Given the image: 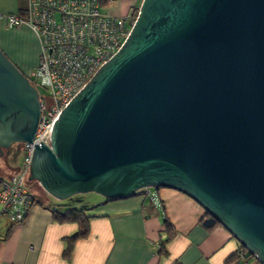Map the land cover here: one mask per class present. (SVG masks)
<instances>
[{
  "label": "water",
  "instance_id": "water-1",
  "mask_svg": "<svg viewBox=\"0 0 264 264\" xmlns=\"http://www.w3.org/2000/svg\"><path fill=\"white\" fill-rule=\"evenodd\" d=\"M38 120L37 90L0 49V158ZM29 173L57 201L179 191L264 264V0H142Z\"/></svg>",
  "mask_w": 264,
  "mask_h": 264
},
{
  "label": "crops",
  "instance_id": "crops-1",
  "mask_svg": "<svg viewBox=\"0 0 264 264\" xmlns=\"http://www.w3.org/2000/svg\"><path fill=\"white\" fill-rule=\"evenodd\" d=\"M137 1L114 0L109 11L123 16ZM27 2L0 0V49L25 75L38 63L39 42L26 26L8 28L5 17L22 15ZM4 156L0 172L8 167ZM153 191L158 203L143 194L110 202L94 194L84 204L37 203L20 225L1 218L0 264H234L231 258L240 245L222 226L205 229L200 221L206 213L200 205L176 190ZM73 207L87 209L89 233L73 243L66 257V239L78 226L56 223L52 210ZM249 264L256 263L250 259Z\"/></svg>",
  "mask_w": 264,
  "mask_h": 264
},
{
  "label": "built area",
  "instance_id": "built-area-1",
  "mask_svg": "<svg viewBox=\"0 0 264 264\" xmlns=\"http://www.w3.org/2000/svg\"><path fill=\"white\" fill-rule=\"evenodd\" d=\"M114 0H28L22 15L5 17L8 28L28 27L39 42V57L28 80L38 92L39 120L30 144H21V164L0 181V219L25 222L37 199L25 184L34 145L50 148V131L58 116L96 71L124 45L137 18L136 7L123 16L109 10ZM0 18L2 16L0 15ZM154 189L140 194L158 203ZM249 252L239 247L234 264H249Z\"/></svg>",
  "mask_w": 264,
  "mask_h": 264
},
{
  "label": "trees",
  "instance_id": "trees-1",
  "mask_svg": "<svg viewBox=\"0 0 264 264\" xmlns=\"http://www.w3.org/2000/svg\"><path fill=\"white\" fill-rule=\"evenodd\" d=\"M138 8H136V14L138 11ZM4 178L0 175V181ZM110 202V200H108ZM37 203L42 204L41 201L37 200ZM87 209L85 207H79V208H70L67 210H59L54 208L52 210L53 219L58 224H75L78 226V231L73 236L66 239L67 241V249L65 251V256L69 257V254L71 253L73 243L79 239L86 238L89 233V220L90 216L86 214ZM201 225L208 230H212L216 228L217 226H221L216 220H214L209 215L205 214L204 218L200 221ZM165 227L167 231H170L172 229L171 224L168 221H165ZM241 247V246H240ZM243 248V247H242ZM245 249V248H243ZM250 254V253H249ZM233 257L231 260H233ZM251 259L255 258L250 254Z\"/></svg>",
  "mask_w": 264,
  "mask_h": 264
},
{
  "label": "rangeland",
  "instance_id": "rangeland-1",
  "mask_svg": "<svg viewBox=\"0 0 264 264\" xmlns=\"http://www.w3.org/2000/svg\"><path fill=\"white\" fill-rule=\"evenodd\" d=\"M141 1L140 0L137 1L136 8L140 6ZM113 2L111 4L115 5ZM108 10H109V7L103 6L101 11L108 12ZM127 13L128 11L126 12V14ZM25 76L28 78V75H25ZM6 158L8 159V162H9L7 164L8 167H6L3 171L0 172V175L4 179H8V177L14 172L15 168H17L21 164V160H22L21 151L12 149ZM25 184L27 188L29 189V191L31 192V194L34 195L36 199L41 201L42 203L45 204L48 202H55L56 205H59V206L63 203L62 201H56L51 196L47 195L36 181H29L28 177H26L25 179ZM93 198H95V195L93 193L78 194V195H75L69 198L67 201H64V202L67 204L71 203V205H77V204L89 203L92 201ZM252 259L254 260L256 264H260L256 258H252Z\"/></svg>",
  "mask_w": 264,
  "mask_h": 264
},
{
  "label": "flooded vegetation",
  "instance_id": "flooded-vegetation-1",
  "mask_svg": "<svg viewBox=\"0 0 264 264\" xmlns=\"http://www.w3.org/2000/svg\"><path fill=\"white\" fill-rule=\"evenodd\" d=\"M20 148H21V145H15V146H13L9 151L4 152V154H5L4 157H7V155H9V153H10V151H11L12 149H13V150H17V151H19Z\"/></svg>",
  "mask_w": 264,
  "mask_h": 264
}]
</instances>
